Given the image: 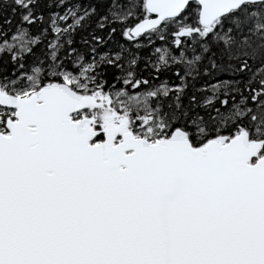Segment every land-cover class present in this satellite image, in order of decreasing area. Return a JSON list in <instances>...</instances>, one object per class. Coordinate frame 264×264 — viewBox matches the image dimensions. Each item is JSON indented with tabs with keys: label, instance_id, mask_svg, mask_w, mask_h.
<instances>
[{
	"label": "snow or ice",
	"instance_id": "1",
	"mask_svg": "<svg viewBox=\"0 0 264 264\" xmlns=\"http://www.w3.org/2000/svg\"><path fill=\"white\" fill-rule=\"evenodd\" d=\"M0 264H264V0H0Z\"/></svg>",
	"mask_w": 264,
	"mask_h": 264
}]
</instances>
